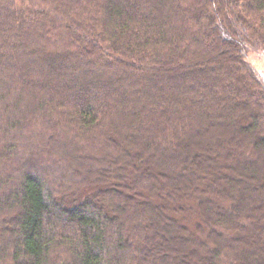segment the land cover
Instances as JSON below:
<instances>
[{"label": "trees", "instance_id": "trees-1", "mask_svg": "<svg viewBox=\"0 0 264 264\" xmlns=\"http://www.w3.org/2000/svg\"><path fill=\"white\" fill-rule=\"evenodd\" d=\"M264 0H0V264H264Z\"/></svg>", "mask_w": 264, "mask_h": 264}, {"label": "rangeland", "instance_id": "rangeland-1", "mask_svg": "<svg viewBox=\"0 0 264 264\" xmlns=\"http://www.w3.org/2000/svg\"><path fill=\"white\" fill-rule=\"evenodd\" d=\"M248 60L253 64L256 69H258V71L264 73V57L251 53L248 56Z\"/></svg>", "mask_w": 264, "mask_h": 264}]
</instances>
